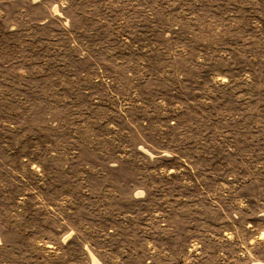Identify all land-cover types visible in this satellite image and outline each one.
<instances>
[{"label":"rangeland","instance_id":"rangeland-1","mask_svg":"<svg viewBox=\"0 0 264 264\" xmlns=\"http://www.w3.org/2000/svg\"><path fill=\"white\" fill-rule=\"evenodd\" d=\"M0 264H264V0H0Z\"/></svg>","mask_w":264,"mask_h":264}]
</instances>
